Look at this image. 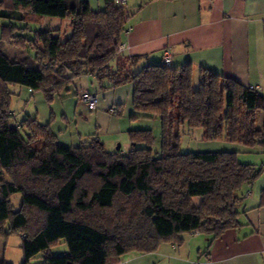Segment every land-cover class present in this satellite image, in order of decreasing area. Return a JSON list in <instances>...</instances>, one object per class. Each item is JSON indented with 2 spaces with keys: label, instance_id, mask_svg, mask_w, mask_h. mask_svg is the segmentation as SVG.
Wrapping results in <instances>:
<instances>
[{
  "label": "trees",
  "instance_id": "trees-1",
  "mask_svg": "<svg viewBox=\"0 0 264 264\" xmlns=\"http://www.w3.org/2000/svg\"><path fill=\"white\" fill-rule=\"evenodd\" d=\"M45 16L68 19L70 33L29 27ZM129 16L116 0L100 9L87 0H0V19L10 21L0 37V233L23 235L20 264L39 254L40 264H119L130 251L180 245L191 232L212 241L241 225L242 187L260 177L264 162H241L235 150L182 151L181 138L201 129L204 139L264 151V128L257 124L264 95L206 67L196 84L192 62L139 68L142 57L120 48ZM6 42L29 44L37 55L8 51ZM83 75L100 91L131 84V118L143 113L160 120V151L149 128L131 129L129 149L110 152L98 136L64 145L50 121L14 119L11 86L43 91L52 101ZM84 92L91 91L80 98ZM61 240L69 252L55 255Z\"/></svg>",
  "mask_w": 264,
  "mask_h": 264
},
{
  "label": "crops",
  "instance_id": "crops-1",
  "mask_svg": "<svg viewBox=\"0 0 264 264\" xmlns=\"http://www.w3.org/2000/svg\"><path fill=\"white\" fill-rule=\"evenodd\" d=\"M87 1L93 9L103 8L105 4V0ZM127 10L130 16L122 39L123 52L141 56L139 68L162 63L164 50L170 48L173 67L192 62L196 84L201 68L206 67L246 86L256 87L264 95V0H127ZM44 26L48 24H42ZM78 79L81 80L79 85L75 82L70 86L78 95L84 90L99 95L94 109L81 99L86 114H77L79 120L94 121L97 129L91 137L98 136L109 149L108 146L113 147L125 132L130 138L131 129L142 128L125 126L123 118L112 110L128 98L132 99L131 84L99 91L91 75ZM11 90L15 94L14 86ZM11 112L15 118V113ZM39 122L47 123L49 118ZM257 124L264 128V111L258 114ZM130 143L129 140L124 149L128 150ZM252 150L259 153L254 159L263 163L264 151ZM263 190L264 171L252 185L242 187L239 227L227 230L212 241L206 234L187 233L182 244L165 242L157 251L135 255L126 259L125 264H138L139 261L142 264H264Z\"/></svg>",
  "mask_w": 264,
  "mask_h": 264
},
{
  "label": "rangeland",
  "instance_id": "rangeland-1",
  "mask_svg": "<svg viewBox=\"0 0 264 264\" xmlns=\"http://www.w3.org/2000/svg\"><path fill=\"white\" fill-rule=\"evenodd\" d=\"M9 23L10 21L8 19H0V37L3 33V27ZM16 24L20 26L23 25V23L19 24V22H16ZM40 24H48L50 28H55L54 26L58 25L62 27L61 32L63 35L70 33L68 19L45 16L42 19L41 23H30L29 27L32 30H35L37 28H40ZM33 35V31L27 33V36L30 38H32ZM5 47L8 49V51H11L13 53L23 52L26 56H29L33 59H35L37 55L36 49L29 44L18 46L17 44L6 42ZM80 81V79H77L75 82L77 85H79ZM14 87L16 91L14 94L15 96L13 95L14 98L12 99L13 101L11 103V110L15 113L16 119L23 120L31 116L32 118L38 117L37 119H39L40 121L41 119L47 120L49 118L51 127L55 134L58 136V141L69 146H77L82 142L85 143L89 138H91V136L95 135L97 127L94 124V121L88 119L86 120L84 118H82V120H79L77 114H86V110L85 106L81 104V98L77 94V91L74 87H70V90L68 89L69 91L65 89L61 93L62 97L59 98V95H57L52 101L47 100L43 91L33 92L30 91L28 87L23 85H15ZM134 111L135 109L130 97L122 105V114L120 116L123 118V123L125 124V126L129 124L130 127L133 126L152 129L156 137L153 149L155 152L160 151V141L162 135L160 120L157 118L147 117L143 113H141L137 118H131V113ZM129 140L130 138L128 132H125V134L116 141L115 145L113 147L108 146L109 149L107 150H109L110 152L117 151L118 144L120 143L122 145L120 149L121 152L127 151V148H124ZM181 150L186 152L235 150L237 151L238 159L241 162L248 161L257 165H259L261 162L258 161L259 159H254V156H258L259 153L256 151L253 152L252 148H249L239 142H231L226 139H204L201 129H195L192 132L186 130L182 134ZM12 202L14 207L16 209H19L22 203V196L20 194L14 195L12 198ZM3 228L4 230L9 231V222H6L3 225ZM22 242V235L20 233H11L8 235H3L2 233H0V264H20L24 259ZM68 252L69 248L64 240H61L59 244L52 248V253L55 255L65 254ZM138 254L140 253L133 251L124 254L120 257L122 261L121 264H125L126 259L130 260V258ZM41 261L42 254H39L32 259V264H40ZM139 263L142 264V262L140 261L138 262V264ZM155 264L162 263L158 262Z\"/></svg>",
  "mask_w": 264,
  "mask_h": 264
},
{
  "label": "built area",
  "instance_id": "built-area-1",
  "mask_svg": "<svg viewBox=\"0 0 264 264\" xmlns=\"http://www.w3.org/2000/svg\"><path fill=\"white\" fill-rule=\"evenodd\" d=\"M117 4L123 6V7H127V0H116ZM124 46L125 44L122 43L120 48L121 49H124ZM163 63L165 65H169L171 66L172 65V51L170 48H166L164 50V53H163ZM256 88V87H255ZM258 89V88H256ZM82 100L92 109H94L96 107V105L98 104L99 102V95L96 94V93H91V92H84L82 94ZM114 112L116 111L115 108L112 109Z\"/></svg>",
  "mask_w": 264,
  "mask_h": 264
},
{
  "label": "water",
  "instance_id": "water-1",
  "mask_svg": "<svg viewBox=\"0 0 264 264\" xmlns=\"http://www.w3.org/2000/svg\"><path fill=\"white\" fill-rule=\"evenodd\" d=\"M118 148H120V145L118 146Z\"/></svg>",
  "mask_w": 264,
  "mask_h": 264
}]
</instances>
